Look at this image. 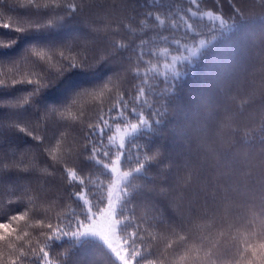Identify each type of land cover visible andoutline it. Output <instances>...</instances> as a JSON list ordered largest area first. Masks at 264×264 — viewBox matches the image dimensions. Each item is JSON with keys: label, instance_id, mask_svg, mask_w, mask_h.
I'll return each instance as SVG.
<instances>
[{"label": "trees", "instance_id": "obj_1", "mask_svg": "<svg viewBox=\"0 0 264 264\" xmlns=\"http://www.w3.org/2000/svg\"><path fill=\"white\" fill-rule=\"evenodd\" d=\"M89 2L98 6L95 19L104 20L113 28L117 24L122 26L117 34L108 32L107 38L102 32L81 40L79 46L70 42L67 48L59 49L74 64H81L84 60L90 64L71 67L62 74L54 73L61 67L58 55L54 56L49 52L48 65L52 67L44 69V65L41 68L34 67L36 61L27 51L35 44L59 46L77 35L86 34L88 29L77 16L66 18L57 27L26 32H16L0 26V45L13 44L11 47H0V78L11 79L15 73L17 78L38 80L42 86L39 94L23 108L13 111L0 107V192L26 184L33 191L35 199V204L28 207L45 210L30 218L24 230L34 243H43L41 231L47 232V224H52L54 228L59 226L65 232L75 231L78 227L76 216L84 219L83 215L86 213H81L83 202L71 195L79 190L78 183H69L60 169L54 170L49 166L50 157L41 151L40 142L24 132L8 129L6 125L10 123L9 118L16 116L35 120L49 109L44 116L46 130L48 127H55L58 134L59 130H65L63 125H71L68 130L72 135L68 140L74 145L83 140V133L87 130L83 128L84 124L99 122L98 112L106 113L105 118L113 127L119 121L114 119L117 113L112 106H119L122 96L131 100L134 95L132 87L139 84V81L133 80L131 75L118 78L115 73L120 70L121 65L114 62L115 58L101 62L97 57L107 55V49L114 41L127 44L135 40L138 44L141 39H151L154 52L152 63L161 73L159 80L164 81L163 84L157 82V89L159 92L166 89L168 91L163 98L149 94V100L154 102L155 99H160V103L155 106L160 109L162 120L153 123L152 129H142L134 138L131 148L127 146V141L132 138H126L125 150L135 159L139 154L137 146L144 149L158 148L162 156L146 163L148 176L155 178L157 184L162 183V177H166L169 184L180 177H186L184 187L187 190L181 191L179 195L184 197L185 203L193 204L202 212L206 210L202 208L206 192H214L216 187H220L229 194V223L195 218L192 224L194 240L190 243H195V238L200 236H207L214 242L222 236L243 239V233L250 222L249 197L259 190V183H254V180H259L258 173L264 164V7L256 6L258 0H197L198 7L190 5L189 0ZM113 3H122L123 10H113ZM100 5L104 7L101 9ZM188 7L198 11V15L193 17L186 14L184 9ZM144 11L166 14L161 16L165 19V27L153 31L157 21L141 15ZM109 12L112 13L111 16L108 15ZM177 12L180 15L173 17L172 14ZM208 12L221 16L226 26L221 27L219 21L209 20L205 15ZM31 15L35 19V13L19 8L17 0H0V25L27 27L26 22ZM180 16L191 25L190 29L185 27ZM173 18L177 21L175 28L168 23ZM158 33L167 37L168 42H161ZM200 39H204L206 44L190 58L178 60L176 74L172 69H164L161 64L167 57L163 54L164 49L175 55L184 52L188 46H198ZM176 40H179V45L175 43ZM127 55L132 56V53L127 52ZM15 62L14 68L12 64ZM165 71L167 76L163 74ZM40 76L48 78L41 80ZM151 83L149 81L143 87L147 90ZM104 84L107 88H102ZM34 88V84L28 83L0 87V99L19 98ZM101 91L103 95L99 94ZM71 100L75 101L74 105H69ZM161 105L169 106L171 110L165 113V107ZM140 110L145 115L148 114L146 107ZM69 113L76 116L78 122L72 121ZM151 119L155 120L157 117ZM136 120L135 114L130 113L129 121ZM108 134L111 133L105 129V135ZM104 142L107 144V140ZM210 148L214 150L210 151ZM236 160L245 166L235 169L232 163ZM248 161L252 167L247 166ZM185 162L191 163V168L187 171ZM127 164L125 158L121 170H126ZM11 165L32 171H5V167ZM101 169L102 165L86 157L80 158L77 168L82 175H91L93 180L99 177L101 182L100 190L93 188L89 196L94 213L105 208L107 192L103 185L112 180V173L104 169L101 174V171H97ZM245 173L248 175L245 176ZM117 207L119 211V205ZM255 207L258 210L255 225L259 230L264 227V217L259 215L264 203L259 197ZM161 208L166 218L175 214L171 207L165 209L164 204H161ZM24 210L26 205L23 201L9 205L7 211L0 206V220ZM141 214L142 210H139L137 215ZM125 215L132 213L125 211ZM38 220H43L44 224H37ZM21 226H24L23 222ZM141 226L153 235L156 234V229L148 223L141 222ZM117 232L121 236L119 230ZM48 235L50 256L55 258L59 255L63 264H121L99 238L90 235L63 236L52 241L51 233L48 232ZM169 260L176 264L177 256L170 255Z\"/></svg>", "mask_w": 264, "mask_h": 264}, {"label": "snow or ice", "instance_id": "obj_2", "mask_svg": "<svg viewBox=\"0 0 264 264\" xmlns=\"http://www.w3.org/2000/svg\"><path fill=\"white\" fill-rule=\"evenodd\" d=\"M150 2H154V0H150ZM17 3L19 8L35 13V19L31 15L26 22L27 27L12 28L10 24L0 26L16 32L47 29L57 27L66 18L75 15L88 29L86 34L77 35L63 45L41 46L35 44L30 46L27 52L36 61L34 67L37 68H41V65L45 66L44 69L52 67L48 65L49 52L54 56L58 55L61 67L56 69L54 72L56 74H62L64 70L71 67L90 65L87 60H84L81 64H74L65 56L64 51L59 49L67 48L70 42L79 46L81 40L95 37L102 32L107 38L108 32L117 34L122 26L117 24L113 28L106 21L95 19L94 14L98 6L90 3L89 0H17ZM189 3L198 7L197 0H189ZM256 6L264 7V0H258ZM99 7L102 9L104 6L100 5ZM123 7L122 3L112 4V9L116 12L122 11ZM184 11L193 17L198 15V11H193L191 7L184 9ZM236 11L240 13L239 9H236ZM108 15L111 16L112 13L109 12ZM141 15L152 17L157 21L156 28L153 31L165 27V19H162L161 16L166 14H154L151 11H144ZM172 15L175 17L180 14L177 12ZM205 15L208 16L209 20L219 21L221 27L226 26V22L221 16L214 15L212 12L205 13ZM37 17L39 18L37 19ZM180 20L183 21L186 28H191V25L187 23L183 16H180ZM168 23L172 28L177 27L175 18L168 21ZM128 30L132 31L131 28ZM159 35L161 42H168L167 37L162 36V34ZM187 35L186 32L185 36ZM152 43L151 39L147 41L141 39L138 44L135 40L129 41L127 44L114 41L111 47L107 49V55L97 57L101 62L115 58L114 62L121 65L120 70L115 73L118 78L131 75L133 80L139 81V84L132 87L134 95L131 96V100L122 96L119 106L115 104L112 106V109L117 113L114 119L119 121L115 123L114 132H112V126L109 125L108 119L105 118L106 113L101 114V112H98L99 122L84 124L83 128L87 130L83 133V140L75 142L74 145L72 141L68 140V137L72 135L68 130L71 125H63L65 130H59L58 134H56L57 128L55 127H48L46 130L44 116L49 109L45 110L35 120L21 119L16 116L9 118L10 123L6 125L8 129L24 132L40 142L41 151L50 157L49 166L54 170L60 169L65 178L69 179V183H78L79 190L72 192L71 195L83 202L81 213H86V215H83L84 219L76 216L78 227L75 231L65 232L59 226L54 228L52 224H47V232L41 231L43 243H34L24 227L27 226L30 218H34L38 213H44L45 210L28 207L35 204L33 191L30 190L28 185L24 184L10 188L6 192H0V206L5 211L8 210L9 205L19 201H23L26 205V210L12 213L7 216V219L0 220V264H63L59 255L55 258L50 256L48 232L51 233L52 241L63 236L79 237L85 233L96 234L104 240L108 249L114 253L121 264H172V261L169 260L170 255L177 256L176 264H264V227L257 230L255 225V217L258 211L255 207L257 197L264 203V164L261 165L258 173L259 180H254V183H259V190L249 197L250 222L243 233V239H229V237L222 236L220 240L214 242L207 236H200L195 238V243H190L194 240L192 224L195 218L205 221H218L222 224L229 223L231 214V208L228 204L229 194L220 187H216L214 192H206L205 205L202 206L206 210L202 212L193 204L185 203L184 197L179 195L181 191L187 190L184 187L186 177H180L172 184H169L166 177H162V183L157 184L155 178L148 176L146 163L156 161L162 156L158 148L144 149L137 146L139 154L135 159L129 152H126V137L132 138L127 141V146L131 148L135 142L134 138L138 136L142 129H152L153 123L162 120L160 118L162 113L155 106L160 103V99H155L154 102L149 100V94L152 97L159 96L163 98L168 91L166 89L164 92H159L157 89V82L163 84L164 81L159 80L161 73L157 71V66L152 63L154 55L151 47ZM175 43L179 45L180 42L176 40ZM205 44L206 41L200 39L198 46L187 49L189 56H173L171 64L164 63V69H172L173 73L176 74V62L195 55L199 48ZM12 45V43H9L0 45V47H11ZM164 51L167 52L168 49H164ZM127 52H131L132 56H128ZM12 65L15 68L16 62ZM31 74L29 73V75ZM36 74L39 75L38 72ZM163 74L167 76V71ZM46 78L48 77L40 76L41 80ZM149 81H152V83L149 84L146 90L143 85ZM19 83L34 84L35 88L27 95H22L19 98L0 99V107H7L13 111L19 110L25 104L30 103L33 97L38 95L42 89L38 80L26 77L17 78L15 73L12 74L11 79L0 78V87H14ZM102 88H107V85H102ZM99 94L103 95V91ZM137 101H140V103H137ZM74 104V100L69 103V105ZM161 106L165 107V113L171 110L169 106ZM145 107L148 109L147 115L140 110ZM130 113L135 114L137 117L136 122H128ZM69 117L72 121L78 122V118L71 113H69ZM152 117H157V119L152 120ZM105 129H108L111 134L105 135ZM105 140H107V144H105ZM211 150L214 149L210 148ZM81 157H86L102 165L103 169L97 170L101 171V174L102 170L106 169L115 175V179L103 185L107 192L106 207L98 209L95 213L92 211V200L89 199V196L92 194L93 188L96 191L100 190L101 182L99 177L93 180L91 175H82L81 172L77 171ZM125 158L128 164L126 170H121ZM217 163L219 164V162ZM232 166L238 170L243 168L245 164L236 160L232 163ZM247 166L252 167L250 161L247 162ZM189 168H191V163L185 162V171ZM5 171L28 173L32 169L11 165L6 166ZM247 175L245 173V176ZM248 178L252 179L253 177ZM161 204H164L165 209L171 207L175 214L166 218ZM139 210H142L141 215H137ZM125 211L132 213V215H125ZM96 215L106 218L107 231L95 229L94 217ZM259 215L264 217V208L259 210ZM118 216L122 218H118ZM85 220L88 222L85 223ZM21 222L24 226H21ZM141 222L148 223L150 227L155 228L156 234L153 235L148 229L143 228ZM37 224L43 225L44 221L38 220ZM69 225H71V220H69ZM117 230H119L121 236L118 241H114L110 237L116 236ZM114 243H119V246L113 247Z\"/></svg>", "mask_w": 264, "mask_h": 264}, {"label": "rangeland", "instance_id": "obj_3", "mask_svg": "<svg viewBox=\"0 0 264 264\" xmlns=\"http://www.w3.org/2000/svg\"><path fill=\"white\" fill-rule=\"evenodd\" d=\"M197 45H195V46H193V45H191V46H188L187 48H186V50L184 51V52H182V53H177V54H175V55H172L171 53H168V52H164L163 54L164 55H166L167 57H166V59L163 61V63H161L162 64V66L164 67V63L165 62H167V63H169V64H171L172 63V57L173 56H189L190 54H189V52H188V50L187 49H190V48H192V47H196ZM128 122H133V121H128ZM109 125H111V122H109ZM113 125V124H112ZM112 129L115 131V124L113 125V127H112ZM113 131V132H114ZM127 138V137H126ZM113 179H115V175L114 174H112V180ZM106 207V206H105ZM94 220H95V225H94V227H95V229L96 230H98V231H107V228H108V223H107V221H106V218H104V217H102V216H100V215H96L95 217H94ZM81 230H83V229H81ZM82 235H90V236H93V237H96V238H99L100 240H102L103 242H104V240L100 237V236H98V235H96V234H93V233H85V234H82ZM119 234H118V232H117V234H116V236H114V237H110L111 239H113L114 241H118V239H119ZM105 243V242H104ZM105 245H106V243H105ZM107 246V245H106ZM119 246V243H114L113 244V247H118ZM112 254H113V256L115 257V255H114V253L112 252V251H110ZM116 258V257H115ZM117 259V258H116ZM118 260V259H117ZM121 263V262H120Z\"/></svg>", "mask_w": 264, "mask_h": 264}]
</instances>
